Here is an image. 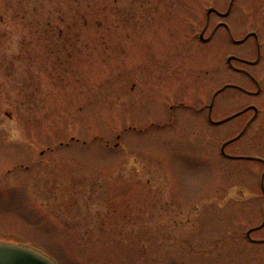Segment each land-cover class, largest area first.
<instances>
[{
    "label": "rangeland",
    "instance_id": "374dc122",
    "mask_svg": "<svg viewBox=\"0 0 264 264\" xmlns=\"http://www.w3.org/2000/svg\"><path fill=\"white\" fill-rule=\"evenodd\" d=\"M0 241L264 264V0H0Z\"/></svg>",
    "mask_w": 264,
    "mask_h": 264
},
{
    "label": "water",
    "instance_id": "95a60500",
    "mask_svg": "<svg viewBox=\"0 0 264 264\" xmlns=\"http://www.w3.org/2000/svg\"><path fill=\"white\" fill-rule=\"evenodd\" d=\"M0 264H56V262L26 245L0 242Z\"/></svg>",
    "mask_w": 264,
    "mask_h": 264
}]
</instances>
